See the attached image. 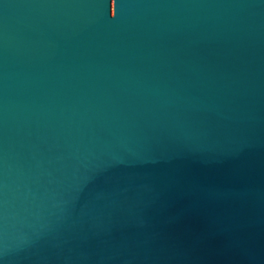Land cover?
Returning <instances> with one entry per match:
<instances>
[{
	"label": "water",
	"instance_id": "water-1",
	"mask_svg": "<svg viewBox=\"0 0 264 264\" xmlns=\"http://www.w3.org/2000/svg\"><path fill=\"white\" fill-rule=\"evenodd\" d=\"M0 264H264V0H0Z\"/></svg>",
	"mask_w": 264,
	"mask_h": 264
}]
</instances>
